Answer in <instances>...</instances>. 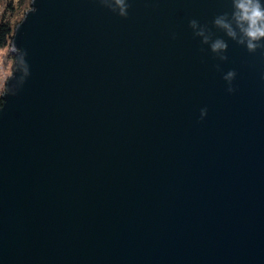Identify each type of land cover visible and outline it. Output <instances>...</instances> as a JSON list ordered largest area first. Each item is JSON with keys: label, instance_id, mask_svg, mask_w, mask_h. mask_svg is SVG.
Here are the masks:
<instances>
[{"label": "water", "instance_id": "water-1", "mask_svg": "<svg viewBox=\"0 0 264 264\" xmlns=\"http://www.w3.org/2000/svg\"><path fill=\"white\" fill-rule=\"evenodd\" d=\"M125 3L32 0L15 28L0 264H264V48L215 26L233 0Z\"/></svg>", "mask_w": 264, "mask_h": 264}, {"label": "clouds", "instance_id": "clouds-1", "mask_svg": "<svg viewBox=\"0 0 264 264\" xmlns=\"http://www.w3.org/2000/svg\"><path fill=\"white\" fill-rule=\"evenodd\" d=\"M120 6V15L127 16V4L125 0H115ZM234 11L231 18L227 15L219 16L215 19L214 24L224 30L226 35L237 41L241 45H246L249 52H256L258 48H264V4L261 0H233ZM190 27L195 34L203 38L204 44H210L211 51L221 60H227L228 57L223 55L228 49V44L223 39H215L206 34L196 20L190 22ZM236 72L228 71L224 75V80L228 82L229 93L235 91L232 87V81L235 79ZM208 115V109L200 110V119L203 120Z\"/></svg>", "mask_w": 264, "mask_h": 264}, {"label": "trees", "instance_id": "trees-1", "mask_svg": "<svg viewBox=\"0 0 264 264\" xmlns=\"http://www.w3.org/2000/svg\"><path fill=\"white\" fill-rule=\"evenodd\" d=\"M30 4L31 0H15L8 3V18L0 24V47L11 45L15 28L23 20Z\"/></svg>", "mask_w": 264, "mask_h": 264}, {"label": "rangeland", "instance_id": "rangeland-1", "mask_svg": "<svg viewBox=\"0 0 264 264\" xmlns=\"http://www.w3.org/2000/svg\"><path fill=\"white\" fill-rule=\"evenodd\" d=\"M15 0H0V24L8 18V3ZM32 2V0H31ZM25 12V14L30 10ZM25 16V15H24ZM24 19V17H23ZM15 66V57L11 45L0 47V98L3 95L8 79L12 76Z\"/></svg>", "mask_w": 264, "mask_h": 264}]
</instances>
